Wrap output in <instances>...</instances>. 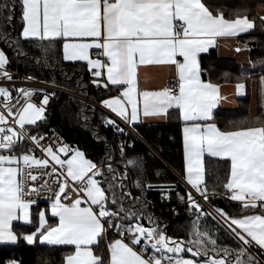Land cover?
Returning <instances> with one entry per match:
<instances>
[{"label": "snow or ice", "instance_id": "snow-or-ice-1", "mask_svg": "<svg viewBox=\"0 0 264 264\" xmlns=\"http://www.w3.org/2000/svg\"><path fill=\"white\" fill-rule=\"evenodd\" d=\"M251 11L218 0H2L3 28L12 32L0 30V43L7 42L16 56L26 55L21 45L27 41L47 58L45 67L50 61L86 62L91 84L102 93L100 112L97 116L95 104L76 101L83 106L74 118L103 144L104 155L94 161L59 138L45 143L48 133L42 129L56 93L15 87L12 61L0 48V249L21 242L71 246L61 264H264V56L248 61L250 69L261 70L255 74L260 114L223 128L214 110L225 97L218 83L203 78L201 66V55L219 47L221 39L264 31V4ZM244 50L251 51L237 40L234 51ZM150 66L168 67L163 87H141L140 69ZM59 71L70 85L73 77ZM252 77L253 71L240 73L238 95L245 94L244 79ZM75 79L82 89L83 78ZM46 83L56 85L55 79ZM172 109L182 122L183 192L178 182L162 181L167 173L161 169L152 174L155 182L149 179L146 159L136 151L139 142L145 155L156 158L138 139L139 130L147 118H167ZM206 155L223 162L222 175L209 171ZM132 188L141 195L133 196ZM42 191L45 207L37 205ZM149 191L159 192L162 202L175 194L189 217L187 239L168 235L160 218L146 211L152 205L140 201ZM217 196L239 208L217 207L212 202ZM169 211L178 214L176 207ZM209 218L212 225L205 223ZM16 221L30 228L17 229ZM221 231L235 247L219 243ZM0 264L23 261L9 251Z\"/></svg>", "mask_w": 264, "mask_h": 264}, {"label": "trees", "instance_id": "trees-1", "mask_svg": "<svg viewBox=\"0 0 264 264\" xmlns=\"http://www.w3.org/2000/svg\"><path fill=\"white\" fill-rule=\"evenodd\" d=\"M2 2V0H0ZM219 4L225 5L228 8H234L241 4H245L251 8V14L256 13V7L260 3H264V0H218ZM6 15V13H5ZM5 21L0 18V30L12 32L11 28L4 29L3 25ZM14 28L16 34L21 30V22L19 20V10H17V19L14 21ZM240 43H249V59L253 62L259 57L264 56V31L257 28L255 31L241 34L238 37ZM0 40L3 37L0 36ZM5 43H0V48H4L6 54L12 61L9 65V69L18 71L20 73L32 76L44 81H51L55 79L56 84L68 87L75 91H78L89 98L97 101V98L102 95L90 82V73L86 70L85 62H55L50 61V67L43 66V61L47 58L42 55L35 47L27 41H22L23 53L26 55H15V49L13 47H6ZM59 55V53H57ZM35 58V59H32ZM201 66L206 70L204 79H211L214 83L232 82L238 83V77L244 70L253 71V76L259 73L261 70L257 67L255 70L249 68V64H242L239 61L221 58L215 52H209L208 54L201 55ZM243 66V68L241 67ZM65 69L67 74L73 77V81L70 85H66L64 75L61 74L59 69ZM225 73L228 75L225 76ZM78 77L83 78V87L78 88L76 85V79ZM246 84L245 94L237 97V107L234 109H216L214 110L215 121L218 126L225 127L230 121H240L249 117V101H250V80L244 79ZM258 84L256 83L255 89V102L256 111L254 114H260V103L258 99ZM77 99H70L65 94L56 93V98L51 100L48 106L50 113V119L48 126L43 128L44 132L60 133L64 138L73 146H79L86 152L89 158L98 160V158L104 155V146L93 138L89 131L79 125L75 120V113L83 105H78ZM89 108L90 104H86ZM96 114L99 115L100 108L96 107ZM91 114V113H89ZM97 121H93L96 123ZM182 122L178 119V112L175 109L170 110V116L166 118L164 122L160 123H145L140 128L139 140L147 144L152 150L156 158H152V153L145 155L146 150L141 143L136 144V151L139 152L142 157L146 159L147 173L149 179H153L152 174L156 169H161L167 173L162 177L164 182H178V190L183 192L185 185L179 183V178L183 172V147H182V135H181ZM103 135V130H101ZM109 139L111 137L109 136ZM130 139V138H129ZM205 164L209 171L213 169L222 170L224 168L223 162L217 158H211L205 156ZM133 169H129L131 173ZM135 179V176H133ZM211 183V181H210ZM220 191H223L222 189ZM133 196H140L141 193L135 188L131 189ZM150 202L152 206L148 207L146 211L152 213L154 216L159 217L161 222L167 226V234L173 237H184L187 239V225L189 224V217L183 206H179L178 200L175 198V194L171 199V202H162L160 194L157 191H149L146 193V200L140 201V203ZM217 207L224 208L226 211L233 212L239 208L238 202H232L230 199L217 196L212 201ZM177 204V205H175ZM176 206L178 214H173L169 209ZM36 207L33 206V210ZM205 223L212 225L214 222L209 218ZM15 227L20 230H27L30 228L28 225H22L14 223ZM221 245H229L235 247L234 241L223 231L220 232ZM71 246H56L50 248L48 246H42L40 244L34 246H25L21 242L20 246L13 249H0V260L8 258L9 251L14 252L18 258H21L23 264H61L62 255L70 250Z\"/></svg>", "mask_w": 264, "mask_h": 264}, {"label": "crops", "instance_id": "crops-1", "mask_svg": "<svg viewBox=\"0 0 264 264\" xmlns=\"http://www.w3.org/2000/svg\"><path fill=\"white\" fill-rule=\"evenodd\" d=\"M256 7V11L260 5ZM236 39H221L219 41V47L210 49L209 52H215L221 58L233 59L241 62L242 64H248L249 61V51L244 50L240 53L234 51L236 46ZM240 42V41H239ZM228 46H225V45ZM243 44V43H241ZM249 49V47H248ZM86 63V62H85ZM170 77V71L167 66H150V67H141L140 69V82L141 87L149 88H160L163 87ZM256 76H253L250 79V101H249V113L254 114L256 111V102H255V89H256ZM220 92L225 99H223L217 109H234L237 107V97L239 96L236 92V83H220ZM216 110V109H215ZM166 120L165 117H149L147 118L146 123H160ZM181 135H182V126H181ZM185 185V184H184ZM186 187V185H185ZM39 207H45L47 203L37 204ZM36 207V206H34ZM14 223H19L25 225L22 221H16Z\"/></svg>", "mask_w": 264, "mask_h": 264}, {"label": "built area", "instance_id": "built-area-1", "mask_svg": "<svg viewBox=\"0 0 264 264\" xmlns=\"http://www.w3.org/2000/svg\"><path fill=\"white\" fill-rule=\"evenodd\" d=\"M247 43L248 47H249V43L248 42H244ZM95 58V57H94ZM12 73H13V77H14V84L15 87L19 88L21 86L23 87H36V88H44L49 92H55V93H61V94H66L72 97H77L79 100L85 102L86 104H90V105H94L96 104L97 101L89 98L88 96L78 92V91H74L68 87L56 84V85H52L50 83H46L47 81L41 80V79H37L35 78L34 80L31 81H25L22 78L25 76H29V75H25L23 73H20L18 71L9 69ZM13 95L15 96V92L13 93ZM37 100L39 99V97H35ZM97 107H98V102H97ZM100 108V107H98ZM61 139L64 142H67V140L64 138V136H62L60 133L52 131L48 133V140L45 141V143L49 142V140H56V139ZM68 143V142H67ZM70 144V143H69ZM71 145V144H70ZM73 146V145H72ZM37 153H39V150H36ZM41 184L44 183V181H40ZM53 182L49 181V186H52ZM72 187V183H69V188ZM53 190L55 191V188L53 187ZM73 195H75V193H73ZM37 199V204H44L47 203V194L41 193L40 196L36 197ZM177 205V204H175ZM176 207V206H174Z\"/></svg>", "mask_w": 264, "mask_h": 264}, {"label": "rangeland", "instance_id": "rangeland-1", "mask_svg": "<svg viewBox=\"0 0 264 264\" xmlns=\"http://www.w3.org/2000/svg\"><path fill=\"white\" fill-rule=\"evenodd\" d=\"M25 75H26V74H25ZM72 90H73V89H72ZM74 91H75V90H74ZM65 95H66V94H65ZM66 96H69V95H66ZM69 97H72V96H69ZM74 98L77 99V100H79L77 97H74ZM95 105H96V107H97V102H96ZM98 107H100L99 104H98Z\"/></svg>", "mask_w": 264, "mask_h": 264}]
</instances>
